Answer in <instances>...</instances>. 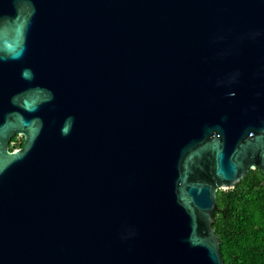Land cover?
<instances>
[{"label":"water","instance_id":"obj_1","mask_svg":"<svg viewBox=\"0 0 264 264\" xmlns=\"http://www.w3.org/2000/svg\"><path fill=\"white\" fill-rule=\"evenodd\" d=\"M256 168L264 0H0V264H223Z\"/></svg>","mask_w":264,"mask_h":264},{"label":"trees","instance_id":"obj_2","mask_svg":"<svg viewBox=\"0 0 264 264\" xmlns=\"http://www.w3.org/2000/svg\"><path fill=\"white\" fill-rule=\"evenodd\" d=\"M21 145L14 138L9 151ZM211 217L223 264H264V175L257 168L216 191Z\"/></svg>","mask_w":264,"mask_h":264},{"label":"flooded vegetation","instance_id":"obj_3","mask_svg":"<svg viewBox=\"0 0 264 264\" xmlns=\"http://www.w3.org/2000/svg\"><path fill=\"white\" fill-rule=\"evenodd\" d=\"M15 141H16L17 143H19V142L23 143V139H22L21 136H15ZM16 149H19V148H16ZM8 150H9V144H8ZM257 169H258V168H257ZM258 170H259V169H258Z\"/></svg>","mask_w":264,"mask_h":264},{"label":"rangeland","instance_id":"obj_4","mask_svg":"<svg viewBox=\"0 0 264 264\" xmlns=\"http://www.w3.org/2000/svg\"><path fill=\"white\" fill-rule=\"evenodd\" d=\"M224 190H227V189H223V190H221V191H224Z\"/></svg>","mask_w":264,"mask_h":264}]
</instances>
